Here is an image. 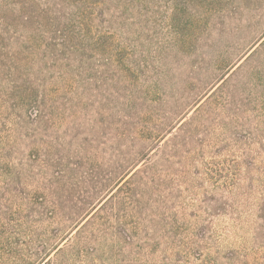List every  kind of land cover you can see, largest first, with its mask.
Segmentation results:
<instances>
[{
	"label": "trees",
	"instance_id": "16d2710c",
	"mask_svg": "<svg viewBox=\"0 0 264 264\" xmlns=\"http://www.w3.org/2000/svg\"><path fill=\"white\" fill-rule=\"evenodd\" d=\"M0 264H264V0H0Z\"/></svg>",
	"mask_w": 264,
	"mask_h": 264
}]
</instances>
